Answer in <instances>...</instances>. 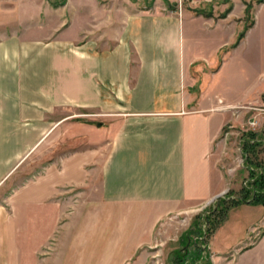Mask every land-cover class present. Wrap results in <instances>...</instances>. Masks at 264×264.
Masks as SVG:
<instances>
[{"label":"crops","instance_id":"0c3cea01","mask_svg":"<svg viewBox=\"0 0 264 264\" xmlns=\"http://www.w3.org/2000/svg\"><path fill=\"white\" fill-rule=\"evenodd\" d=\"M211 1L37 0L35 22H59L58 38L0 35V264H21L16 249L36 202H50L58 221L66 209L61 225L79 221L49 232L42 243L55 239V252L41 258L39 243L28 264H174L170 251L189 229L176 231V221L228 188V127L244 124L238 109L253 100L238 68L256 24L232 47L244 9L220 19L195 11ZM48 142L56 156L10 190ZM240 205L207 249L190 246L200 252L194 264H264V207Z\"/></svg>","mask_w":264,"mask_h":264},{"label":"rangeland","instance_id":"374dc122","mask_svg":"<svg viewBox=\"0 0 264 264\" xmlns=\"http://www.w3.org/2000/svg\"><path fill=\"white\" fill-rule=\"evenodd\" d=\"M4 2L9 3V9L4 10V14L1 12L0 9V17L3 15L5 18H8L10 22H0V35L1 34H9V35H15L17 34L21 38L26 39H39V38H58L59 32L64 27H59V22H35V9L34 7L38 5L37 0H2ZM44 1V0H42ZM67 0H45L47 4L53 5V6H59L63 5ZM119 5L128 4L133 2L134 0H114ZM108 2V1H106ZM190 0H184V5L188 4ZM206 2V1H202ZM212 3L215 5L212 7L209 6H202L197 7L196 9L200 12H202L205 16L208 17H215L217 19L224 18V13L227 12L228 9H232L236 7V14H240L242 10L244 9V15H243V21L245 23H251L254 22L253 25H255L251 33L249 34L248 38L243 44V47L240 51V54L244 57V60H242V65L239 66V70L242 69L244 76H245V83H244V94L247 95L249 98H253L250 102L247 103L245 106H257L262 104L264 93L260 94L259 97H255L260 89L264 87V2L259 3L257 0H212ZM249 2L253 4V7L251 9L250 15H246V7L245 3ZM199 4V3H198ZM8 5V4H7ZM173 5V4H171ZM188 6V5H187ZM7 7V6H6ZM190 8V6H188ZM194 9V8H192ZM42 16L45 17L44 12H42ZM227 16V15H226ZM236 18V17H235ZM78 27V24L75 25V28ZM234 27V24L230 25L228 28H223L225 31L222 34H219L220 36L227 37L229 36V28ZM77 29V28H76ZM74 30V29H73ZM59 31V32H58ZM219 36V39H220ZM226 50V49H225ZM237 58V56L235 57ZM239 58V57H238ZM241 62V60H240ZM227 76H224L221 80H219L218 84L216 85V88L218 90H225L226 89V83H227ZM242 109H238L239 112L238 115H241V117L244 119V124L234 126L233 128L228 127V131L235 130L233 132L229 133L228 137V145L230 147L231 152L233 153L230 155L229 161V167H231V170L228 171V188L222 193V197H225L226 194H228L231 190H234L235 193H237L242 186L245 184V179H247L248 174L247 167L244 165V158L242 153V146H241V139L242 134L244 132H247V121L249 117L254 113V111L251 110L250 107H243ZM79 141V140H78ZM77 140H74L72 142L73 145H76L78 143ZM65 144V141L63 140V145ZM61 144L59 143L58 146ZM54 144L47 143L45 148H41L38 150L37 153H31L27 159L17 168V170L13 173L11 176L12 180L10 184V190L12 188L17 187L19 183H21L23 180H28L30 177H33V175L39 173L41 170H43L44 166L47 165L50 161V158L53 156H56L57 153H55L56 149H53ZM53 147V148H52ZM54 150V151H52ZM57 152V151H56ZM52 154V155H51ZM55 154V155H54ZM261 158L264 159V152L260 154ZM33 185H28L27 188ZM77 189L73 190V194L75 196V205H77L78 201L76 200L78 196ZM3 197V195H0V199ZM218 198L214 199L212 202L207 203L205 206H203L201 209H196L194 211H190L188 213H185L184 215H181L178 221H176V224L178 225L176 227V231L181 228H191L193 221L195 220L196 216L203 211L207 209H212L214 205H216V200ZM31 203L30 216L26 217L25 221V231L24 235L21 232L20 238L21 243L20 247L16 249L17 259L20 261L21 264L27 263L30 260V256L33 253V249L38 246L39 243H42L44 239H46L49 232L57 234V236L61 229H65L67 226L69 228L76 227L78 223V219L70 220L67 224L61 225V221L66 219V209L64 212L58 211L59 217L62 219L58 221V218H55L56 214L51 209V203L50 202H41L40 204ZM242 203H238L237 205H234L231 207L228 211V216L232 219L234 216H236V213L242 212L243 208H241L240 205ZM15 205V208L18 210L19 205L18 201ZM257 205V204H255ZM261 207V212L263 211L262 208L264 207V204H258ZM263 206V207H262ZM75 208V207H74ZM238 208V209H235ZM257 208V207H256ZM41 213V218L36 217L35 214ZM258 214H261L260 211ZM54 215V216H53ZM35 222L36 226H38L40 231L35 232ZM207 226H209V223H207ZM264 231V228H262L261 233ZM177 233V232H176ZM176 233L174 236H176ZM173 236V237H174ZM52 237V236H51ZM165 237V234H164ZM55 238V237H53ZM24 240V243H23ZM41 241V242H40ZM208 243V240H207ZM55 239L51 240V242L47 243L45 246L42 243L43 250L41 251V258L49 257L55 252ZM172 243L168 245V247L171 249V247H174ZM170 260L174 261L176 260V253H174L173 250L170 251ZM193 259L189 258L188 264H191ZM40 264V263H38ZM41 264H44L43 260L41 259ZM175 264V263H174ZM193 264V263H192Z\"/></svg>","mask_w":264,"mask_h":264},{"label":"trees","instance_id":"16d2710c","mask_svg":"<svg viewBox=\"0 0 264 264\" xmlns=\"http://www.w3.org/2000/svg\"><path fill=\"white\" fill-rule=\"evenodd\" d=\"M259 3H263L264 0H257ZM246 15H250L253 4L246 2ZM197 13H202L195 9ZM231 11V8L221 17ZM254 22L245 23L244 28L238 34L237 40L232 45L236 47L240 41L245 37L246 32L253 26ZM242 153L244 163L249 171L245 184L242 188L235 193L231 190L225 197H219L216 200V205L212 209H207L198 214L192 223L191 228L183 234L182 238L185 239V245L183 248L177 250L175 264H188L189 258L193 259L191 264L200 259V252L190 251V246H198L197 241H194V236L202 235L204 240H207L215 232V230L225 221L228 215V211L234 205L243 202H251L255 204H264V160L260 154L264 152V143L262 135L258 132L247 131L242 134L241 139ZM209 223L207 229H202L203 224Z\"/></svg>","mask_w":264,"mask_h":264},{"label":"built area","instance_id":"2783aa9c","mask_svg":"<svg viewBox=\"0 0 264 264\" xmlns=\"http://www.w3.org/2000/svg\"><path fill=\"white\" fill-rule=\"evenodd\" d=\"M243 107H250L254 113L249 117L247 121L248 129L247 131H254L258 132L262 135L263 143H264V97L262 104L257 106H243ZM202 229L205 231L207 229V224L202 225ZM194 241H197L199 246L202 249L208 248V243L204 240V236L196 235L194 236Z\"/></svg>","mask_w":264,"mask_h":264},{"label":"water","instance_id":"95a60500","mask_svg":"<svg viewBox=\"0 0 264 264\" xmlns=\"http://www.w3.org/2000/svg\"><path fill=\"white\" fill-rule=\"evenodd\" d=\"M221 196H222V194L218 195L217 198H219V197H221Z\"/></svg>","mask_w":264,"mask_h":264}]
</instances>
